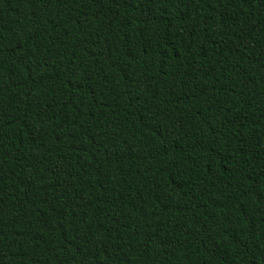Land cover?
<instances>
[{
	"label": "trees",
	"instance_id": "obj_1",
	"mask_svg": "<svg viewBox=\"0 0 264 264\" xmlns=\"http://www.w3.org/2000/svg\"><path fill=\"white\" fill-rule=\"evenodd\" d=\"M0 264H264V0H0Z\"/></svg>",
	"mask_w": 264,
	"mask_h": 264
}]
</instances>
